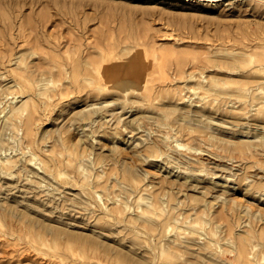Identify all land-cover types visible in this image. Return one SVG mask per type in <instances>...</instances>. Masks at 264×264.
<instances>
[{"label":"rangeland","instance_id":"rangeland-1","mask_svg":"<svg viewBox=\"0 0 264 264\" xmlns=\"http://www.w3.org/2000/svg\"><path fill=\"white\" fill-rule=\"evenodd\" d=\"M25 64L56 81L23 91ZM25 105L29 140L6 120ZM85 243L264 264V0H0V264H81Z\"/></svg>","mask_w":264,"mask_h":264},{"label":"bare ground","instance_id":"bare-ground-1","mask_svg":"<svg viewBox=\"0 0 264 264\" xmlns=\"http://www.w3.org/2000/svg\"><path fill=\"white\" fill-rule=\"evenodd\" d=\"M17 65H20V61H17ZM52 75V72L48 74L45 71L37 72L32 70L29 68V65L25 64L24 66H20V69L15 73L13 81L17 87L21 86L23 91L29 86L42 88V85L44 86V89L47 90L50 80L56 81ZM126 78L127 77L118 76L113 72H104L101 74L100 80L95 84V88L99 90L120 89L126 92L133 89V81ZM81 88V85H79V89ZM65 90L66 91L60 88V92L55 91L54 93H47V98L43 99L44 103L50 101V98H53V96L59 95V97H62V92L67 94L73 93L75 88H68ZM27 109V105L13 106L8 112L6 120L8 124H13L15 127L21 128L24 131L23 137L29 140V138L32 139L31 124L36 117L34 116L33 111H27ZM20 164L21 159L19 157L8 161L6 166L3 167V169H5V177L7 179L14 178V176H16L15 172H17L15 169H17L16 167L18 165L20 166ZM83 252L84 257L81 259V264H140L142 262L141 260L134 259H130V261L118 260L112 257L111 250L103 249L102 244L94 245L93 243H85L83 245Z\"/></svg>","mask_w":264,"mask_h":264}]
</instances>
